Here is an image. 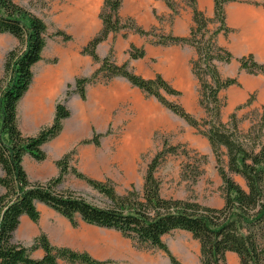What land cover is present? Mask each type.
I'll list each match as a JSON object with an SVG mask.
<instances>
[{
	"label": "trees",
	"instance_id": "trees-1",
	"mask_svg": "<svg viewBox=\"0 0 264 264\" xmlns=\"http://www.w3.org/2000/svg\"><path fill=\"white\" fill-rule=\"evenodd\" d=\"M32 1L0 0V34H10L17 39V45L6 55L4 75L0 78V167L3 172L0 174V264H59V259L72 264L111 263L96 259L86 251L55 246L44 232L36 236L30 246L14 241V232L23 216L35 223L39 221V204L59 213L73 227L82 221L115 229L136 245L158 248L164 251L172 264L182 262L172 253L163 237L177 229L191 233L198 240L202 264H227L229 252L237 254L240 264H264V142H257L264 128V114L260 119L261 125L251 127L247 134L241 133L236 113L231 115L229 122L222 121L221 112L225 106L220 93L238 85V78H223L217 65L218 62L230 63L234 58L230 50L217 43L219 34L225 36L232 31L226 23L225 5L240 1L264 8V0H214L212 18L206 17L197 8L196 0H188L193 11L194 26L184 37L157 34L153 28L146 30L132 17L122 18L119 15L123 0H104L100 13L102 27L81 50L99 66L90 76L77 77L73 90H70L72 84H68L66 92L67 96L76 93L84 100L87 84L101 82V76L106 83L115 77H122L148 96L155 97L188 124L203 127L202 133L210 143L218 175L223 181L224 204L218 208L191 199L162 196V182L156 172L169 154L179 153V146L168 143L149 163L142 194L133 185L126 193L120 194L111 179H95L72 166L71 161L77 153L75 147L55 161L59 170L57 176L46 181L30 179L23 165L24 157L30 155L36 161H44L47 153L43 145L61 134L63 121L71 116L65 102L57 101L52 122L42 126L36 134L24 135L19 128L18 105L32 84L33 66L43 59L48 36L46 22L29 6ZM164 1L173 8L170 0ZM212 23L219 25L211 29ZM127 30L142 37L156 36L158 40L155 44L189 45L195 48L196 57L190 64L200 86L199 103L204 109L203 118L197 119L182 104L166 97L172 94L179 96L181 91L162 74L146 78L131 69L128 62L119 64L112 60L111 51L104 57L98 55V45L111 33L124 31L126 36ZM57 34L65 40L71 39V35L63 31ZM128 54L131 59L143 58L145 49L131 44ZM239 67L252 75H264V62L258 61L253 53L242 56ZM100 136L95 132L91 139L81 142L99 145ZM70 171L100 193L106 199V205H96L74 190L60 189L65 175ZM201 174L202 169L198 167L192 180L194 184ZM232 175L242 177L246 187ZM182 177L190 179L186 172ZM38 248L43 249L44 255L39 259L33 258L31 252Z\"/></svg>",
	"mask_w": 264,
	"mask_h": 264
},
{
	"label": "rangeland",
	"instance_id": "rangeland-1",
	"mask_svg": "<svg viewBox=\"0 0 264 264\" xmlns=\"http://www.w3.org/2000/svg\"><path fill=\"white\" fill-rule=\"evenodd\" d=\"M170 2L173 8H169L175 14L185 4L188 5L189 1L170 0ZM103 3L101 7L99 6L100 8L94 9L93 0H33L29 6L48 26V46L59 45L61 48H68L80 44L83 40V30H85L83 14L87 17V22L95 26L100 19ZM255 8L261 10L263 24L259 32L263 36L264 8L257 6ZM249 16L242 22L247 20ZM218 25V23H212L210 27L215 29ZM241 26L245 34L254 31L256 27L253 25L250 29L245 30L242 24ZM230 28L232 31L225 36L224 34L217 36V43L230 50L234 58L230 63L218 62L217 65L223 78L236 77L238 78V85L221 91L220 98L225 106L222 108L221 119L224 122H229L231 115L236 113L241 133L247 134L251 127L261 125L260 119L264 114V75H252L241 70L239 59L244 55L253 53L255 58L262 62V51H242L243 45L238 39L241 37V29L238 27ZM153 29L157 34H165L160 28L153 27ZM58 31L71 35V39L65 40L62 35L57 34ZM147 38L154 46L164 49L161 52H159L160 50L153 52V61L142 62V66L146 70L145 73L153 75L152 77L157 73L162 74L175 88L181 91L179 96L172 94L166 95V97L170 101L182 104L197 119L203 118L205 116L204 109L199 103L200 86L192 73L190 64V61L196 57L195 48L192 46L186 48L183 45H180L182 47L173 46L176 44H155L154 42L158 40V37L148 36ZM233 43L235 50L231 46ZM16 45L17 39L15 37L10 34H0V78L4 75L6 55ZM49 48L51 49V47ZM50 49L45 54L44 63L46 65L56 64L59 61V58ZM110 51L111 59L120 64L122 60L119 56L117 57L112 46ZM186 54H188L187 57ZM98 66V63L94 64L93 72ZM131 69L140 73V70ZM100 81L86 85V98L81 99V102L84 103L85 109L90 111L93 108L101 110L105 104L108 105L111 115L110 122L101 129L94 125L92 131L90 130L87 135L79 138L77 142H75L76 140L71 141L70 144L72 145L69 150L75 147L77 152L71 161V165L89 177L99 180L111 179L120 194L126 193L132 185L142 194L147 168L155 154L163 148L165 143L179 146V153L169 154L156 172V176L162 182V196L191 199L205 206L221 207L224 204L223 181L218 175L217 162L210 143L202 133L204 128H196L188 124L183 118L162 105L155 97L148 96L122 77H115L106 83L101 76ZM71 84L70 90H73L74 81ZM66 92L58 101H64L67 107L70 104L74 121H69L67 131L71 133V129L77 126L75 120L79 117L80 111L72 97L76 93L67 96ZM77 96L79 95L77 94ZM95 132L101 134L99 145L81 142L91 139ZM254 132L256 134V131ZM50 142H47L46 152L52 156L55 153H53L52 146L49 145ZM257 142H264V128ZM223 159L224 164H226L225 150L223 151ZM54 166L57 167L55 162L51 165H45L41 162L35 166L31 165L28 168L29 177L34 181L36 177L47 173L46 179L38 180L46 181L58 175L59 170L51 172V168L54 169ZM198 167L202 169V174L194 184L192 180L196 176ZM185 172L188 173L190 179H183L182 174ZM0 174H3L2 169ZM232 177L243 187H246L242 177L238 175H232ZM60 189H70L81 193L88 201L99 206H105L107 203L100 193L93 190L85 180L79 179L71 171L65 175ZM38 207L45 214V205L39 204ZM55 217L57 218L55 215H44L43 222L45 224L42 225L57 224L58 220ZM70 228L74 234L75 242L83 239L92 240L93 243L104 240L103 242L107 244L108 248L123 252L127 259L139 253H153V264H163V262L172 264L164 251L155 247L136 245L133 240L124 237L115 229L85 225L82 221L77 227L70 225ZM25 240V229L22 225L14 232V241L22 242ZM163 240L182 264H202L200 244L191 233L177 229L166 234ZM227 256V264H240L237 254L229 252ZM109 261H111L109 264H123L118 260Z\"/></svg>",
	"mask_w": 264,
	"mask_h": 264
},
{
	"label": "crops",
	"instance_id": "crops-1",
	"mask_svg": "<svg viewBox=\"0 0 264 264\" xmlns=\"http://www.w3.org/2000/svg\"><path fill=\"white\" fill-rule=\"evenodd\" d=\"M104 0H93V7L97 9ZM197 8L204 13L208 18L214 16V0H196ZM262 7L255 4H247V2L233 1L228 2L225 5L226 23L229 27H238L241 29V37L239 42L243 45V49L247 51L261 50L262 51V62H264V34H260L259 30L263 24L261 17V10H256L255 7ZM99 7V8H100ZM263 8V7H262ZM122 18L132 17L138 25L146 30H150L153 27L160 28L165 34H172L175 36H188L190 29L194 26L193 11L190 6L185 4L183 8H180L178 13L173 14V11L169 8L164 0H123L122 6L119 12ZM254 16L257 18L252 26L255 25V29L247 34L243 33L241 24L245 30L250 26L248 18ZM247 16V20L242 22ZM87 17L83 14V40L78 45L69 46L68 48H61L59 45H49L48 41L43 52V59L37 62L33 66L34 78L32 84L25 95L19 102L18 105V124L21 132L24 135H34L44 125L50 124L54 118L55 106L57 101L62 98L67 90V85L73 83L77 77L89 76L94 69V61L91 56L87 54H81V47L88 43L102 27V21L99 19L95 26H92L87 22ZM261 21H260V20ZM111 33L106 40L100 43L97 47V53L99 56H106L109 54L111 46L113 47L117 57L121 58L122 62H128L131 68L140 70V75L146 78H150L153 75L145 73V68L142 66L144 61H153V52H161L163 47H156L150 41L149 38L141 36L134 31ZM222 34V33H221ZM134 44L137 47H144L145 56L139 59H131L128 54V50ZM175 47H182L180 45H173ZM188 48L189 45H183ZM235 50L234 43L231 44ZM48 47H51L50 51L59 58L56 64L46 65L44 63L45 54L48 52ZM47 50V51H46ZM188 54H186V57ZM137 73V72H136ZM247 73V72H246ZM75 99V103L78 105L80 114L75 120L76 125L71 129V133L67 131L69 121L74 119L73 112L71 110V116L63 121V130L61 134L51 140L49 145L52 146L53 153L55 155H49L46 152L47 143L43 145L44 151L47 153V158L41 163L45 165H51L55 160L59 159L66 151L71 148V141L77 140L88 132L92 131V126H96L99 129L108 125L111 119L110 108L105 104L104 107L99 110L93 108L90 110L85 109L81 98H78L77 94L72 96ZM74 121V120H73ZM74 142V143H75ZM37 162L30 155H26L23 160V165L29 175V166H35ZM58 171L57 167L51 168V172ZM1 173V167H0ZM47 174V173H46ZM45 173L42 176L36 177V180L46 179ZM44 175V176H43ZM2 188L0 187V192ZM44 215H55L58 220L57 224L44 226L43 222ZM81 222V221H80ZM84 223V222H82ZM85 225H89L84 223ZM25 229V241L20 243L25 246H30L34 238L41 232H44L51 244L55 246H64L74 249L76 251H86L94 258L99 260H118L123 264H153V253H139L127 259L124 253L119 250L110 249L104 240L101 242L93 243L92 240H79L74 241V234L70 228L71 223L61 216L59 213L51 208L45 206V214L41 212V217L38 223L33 222L29 217L23 216L21 219V225ZM58 232L60 233L58 235ZM14 239V237H13ZM33 258H42L44 251L38 248L31 252ZM127 261V262H126ZM59 264H72L65 260L59 259ZM167 264V262H163ZM169 264V262H168Z\"/></svg>",
	"mask_w": 264,
	"mask_h": 264
},
{
	"label": "bare ground",
	"instance_id": "bare-ground-1",
	"mask_svg": "<svg viewBox=\"0 0 264 264\" xmlns=\"http://www.w3.org/2000/svg\"><path fill=\"white\" fill-rule=\"evenodd\" d=\"M255 19H256V17H250V18H249L248 23H250V24H249L250 26H252V23H254V21L257 20V19L255 20Z\"/></svg>",
	"mask_w": 264,
	"mask_h": 264
}]
</instances>
